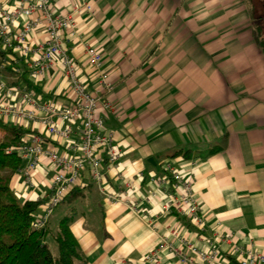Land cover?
<instances>
[{"label":"crops","instance_id":"obj_1","mask_svg":"<svg viewBox=\"0 0 264 264\" xmlns=\"http://www.w3.org/2000/svg\"><path fill=\"white\" fill-rule=\"evenodd\" d=\"M0 1L12 8L20 0ZM52 2L59 11L71 4ZM90 2L93 13L77 16L78 34L69 47L91 90L98 88V73L84 43L104 55V68L115 89L109 94L111 105L100 106L96 114L106 120L122 152L119 166L108 167L107 182L110 191L119 193L132 183L128 196L138 211L125 202L106 200L85 171L74 189L79 196L68 195L63 215L50 218L52 229L70 209L71 229L82 254L78 264L120 260L144 264L165 233L175 234L171 239L177 246L182 243L177 235L202 248L213 241L222 255L216 264H238L230 254L234 246L264 252V31L258 32L264 22L262 0ZM45 38L39 30L32 42ZM0 51V74L9 86L63 106L74 101L59 64L34 77L24 57ZM17 66L24 70L15 71ZM3 121L27 130L24 138L39 133L50 147L67 152L66 143L48 135L39 123ZM168 162L193 180L204 230L168 209L176 191L170 175L161 184L151 181V176L162 180L167 175ZM54 173V165L44 158L33 184L17 170L11 187L22 201L43 200L40 215ZM149 190L156 195L149 196ZM151 218L156 229L150 226ZM48 243L51 249L56 246L52 236ZM157 264L183 263L164 251Z\"/></svg>","mask_w":264,"mask_h":264},{"label":"built area","instance_id":"obj_2","mask_svg":"<svg viewBox=\"0 0 264 264\" xmlns=\"http://www.w3.org/2000/svg\"><path fill=\"white\" fill-rule=\"evenodd\" d=\"M93 10L90 0H71L65 11L57 10L52 0H20L12 8L5 7L0 1V48L24 57L34 77L43 76L59 64L68 88L75 94L74 101L63 106L33 91L9 86L0 74V119L39 123L46 128L48 135L65 142L67 147V152L62 153L50 147L41 134L34 133L24 138L17 149L22 163L18 170L29 185L33 184L34 173L44 158L55 167L44 211L37 215L34 222L36 228L47 225L55 209L78 186L85 171L97 183L106 200L125 202L132 211H138V206L128 196L134 190L132 183L126 184L125 191L119 193L110 191L107 182V169L119 166L122 152L106 120L96 114L100 106L107 108L111 105L109 94L115 89L104 68V55L95 46L84 43L90 64L98 73V88L91 90L82 78L80 65L69 47L71 38L78 34L77 16L83 12L93 13ZM39 30L46 38L33 44L32 38ZM14 69L19 73L24 70L20 66ZM76 124H79L77 129ZM166 173L162 180L151 176V181L161 184L166 182L168 175L173 179L176 191L170 198L168 209H174L204 230L202 205L195 194L193 180L184 177L170 162L166 164ZM123 194L125 197H122ZM155 195L154 190H149V196ZM149 222L156 229L152 218ZM171 235L175 236L167 233L160 235L159 244L144 257V264L159 263L164 251L176 254L183 264H216L222 257L220 248L204 236L210 242L207 248L199 247L179 235L182 243L177 246ZM223 237L232 240L230 235ZM182 245L187 249L184 250ZM230 254L238 264H264V252L255 247L234 246ZM117 264L142 263L120 260Z\"/></svg>","mask_w":264,"mask_h":264},{"label":"trees","instance_id":"obj_3","mask_svg":"<svg viewBox=\"0 0 264 264\" xmlns=\"http://www.w3.org/2000/svg\"><path fill=\"white\" fill-rule=\"evenodd\" d=\"M262 6L264 10V0ZM262 30L264 22L258 32ZM263 41L264 38L261 39ZM0 128L5 131L0 139V264H78L82 254L71 229L74 215L64 216L55 231L50 220L45 227L36 228L34 222L44 201H22L11 187L12 176L22 165L17 149L28 131L1 119ZM189 153L186 152L185 156L189 157ZM194 157L200 155L195 154ZM77 196L79 193L74 190L68 197L74 199ZM50 236L58 247V255L53 254L48 243Z\"/></svg>","mask_w":264,"mask_h":264},{"label":"rangeland","instance_id":"obj_4","mask_svg":"<svg viewBox=\"0 0 264 264\" xmlns=\"http://www.w3.org/2000/svg\"><path fill=\"white\" fill-rule=\"evenodd\" d=\"M7 124L12 125V126H15V125H13L11 123H7ZM4 134H5V131L0 128V139L4 137ZM65 208H67V204H65V203L62 202V204L55 209V212L53 213V215L51 217L52 220L56 219V217H58L60 214L63 215ZM70 212H71V210L68 209L65 212L64 215H69V214H71ZM52 250L55 252V254H58V247H57V245Z\"/></svg>","mask_w":264,"mask_h":264}]
</instances>
